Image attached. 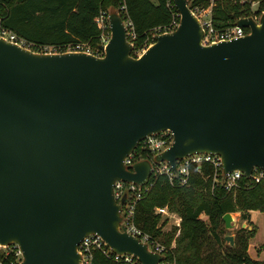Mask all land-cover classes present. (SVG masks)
<instances>
[{"label":"water","instance_id":"water-1","mask_svg":"<svg viewBox=\"0 0 264 264\" xmlns=\"http://www.w3.org/2000/svg\"><path fill=\"white\" fill-rule=\"evenodd\" d=\"M174 4L177 27L138 57L117 12L101 57L0 36V244L19 247V264H78L89 234L158 264V253L119 230L113 196L116 180L147 181L149 161L130 171L123 159L153 133L173 134L156 156L173 169L195 152L219 155L224 172L264 168V15L239 18L250 28L243 36L203 45L187 0ZM222 220L233 227L231 212Z\"/></svg>","mask_w":264,"mask_h":264},{"label":"trees","instance_id":"trees-1","mask_svg":"<svg viewBox=\"0 0 264 264\" xmlns=\"http://www.w3.org/2000/svg\"><path fill=\"white\" fill-rule=\"evenodd\" d=\"M190 7L206 6L209 0H187ZM105 6H119V14L131 22V54L138 53L155 40V28L167 24L179 11L174 0H0V26L13 31L34 50L45 46L64 51L68 44L89 42L98 46L101 28L96 17ZM250 4L241 0H217L212 7L216 26L233 24L251 14ZM137 152L140 148L137 147ZM143 159L150 154L141 151ZM207 175V174H206ZM191 172L185 184L170 183L167 176L152 178L153 184L136 204L134 223L165 247L162 259L175 264H264L250 257L249 239L256 229L239 228L233 245L226 244L222 215L240 212L250 220V210L264 212V181L243 176L234 189L220 184L212 187V177ZM166 206L180 217L179 225L164 231L167 218L155 212ZM206 218H203L202 216ZM12 253L0 249V260L8 263ZM91 264H131L114 259V253L94 250Z\"/></svg>","mask_w":264,"mask_h":264},{"label":"built area","instance_id":"built-area-1","mask_svg":"<svg viewBox=\"0 0 264 264\" xmlns=\"http://www.w3.org/2000/svg\"><path fill=\"white\" fill-rule=\"evenodd\" d=\"M217 0H209L208 5H195L190 7L193 14L197 17L201 27V38L200 43L203 45H209L211 43L228 40L243 36L250 32L249 26H243L237 23V20L241 17H251L254 21L260 22L264 15V0H241L246 1L250 4L251 14L239 17L235 23L228 24L225 26H216L213 23L212 7ZM179 14V13H178ZM126 25L127 39L130 40L134 37L131 22L128 19H123ZM180 15L178 18L173 16L170 22L164 25L157 26L155 28V34L170 32L174 30L179 24ZM96 22L101 28L100 41L98 46H93L87 42H75L68 44L64 51H82L94 55L104 54V47L110 38L111 30L108 22L105 19L102 12L96 17ZM0 36L10 40L22 43L23 41L17 37V35L4 27L0 26ZM102 46V47H101ZM144 50V49H143ZM141 52L138 53L140 55ZM137 55V57H138ZM173 142V134L169 130H163L160 132L153 133L142 139L137 147L141 151L148 152L150 157L143 159L142 153L135 151L136 148L123 159V165L127 170L132 171L133 165L136 162L147 160L150 163V173L147 181L144 184H137L134 182H128L123 180H116L113 185V196L115 201L120 205V223L119 230H124L129 234L136 237L140 242L147 245L148 249L152 252H156L161 256V261L158 264H175L174 262H167L162 259V252L165 247L158 241L151 238L147 233H144L134 223V214L136 204L141 200L144 195L149 191L153 184L152 178L159 175L167 176L170 183L185 184L190 176L191 172L211 176L212 187L220 184L225 190L230 191L238 186L239 181L243 176H246L240 170H233L230 172H224L222 167L221 157L214 153L209 152H195L181 157L175 161V168L167 161H157L156 156L164 152L171 146ZM254 182L264 181V168L254 167L251 174L249 175ZM125 196L124 202L121 199ZM155 212L162 216H169V209L166 206L157 207ZM6 249V253H12L13 259L8 263H3L0 260V264H19L22 261V253L16 244L1 245L0 249ZM101 250L104 254L109 255L111 252L114 253L110 247L107 246L105 241L97 234H89L81 240L77 246V252L79 254L78 264H91L93 251ZM114 259L116 261L123 260L131 264H140V262L132 255H123L114 253Z\"/></svg>","mask_w":264,"mask_h":264},{"label":"rangeland","instance_id":"rangeland-1","mask_svg":"<svg viewBox=\"0 0 264 264\" xmlns=\"http://www.w3.org/2000/svg\"><path fill=\"white\" fill-rule=\"evenodd\" d=\"M120 8H119V6H105L103 9L100 10V12H102L105 19L108 22L109 15L112 12L119 13ZM24 44L27 45L25 42H24ZM42 49H44L45 51H58L57 47H53V46H45ZM249 214H250V220L247 221V220H244L240 217L239 211L232 213V216L234 218L233 227L231 229H226L225 226H223V229L225 230L224 237L226 235H230L233 237V242H234L236 232L239 228H241V227L246 228L247 227L248 229H251L252 227H254L256 229V233L252 238L249 239V243L250 242L252 243V246L250 247L249 254H250V257H252L254 259L264 260V212H259L256 210H250ZM162 217L167 218V223L163 228L164 231L170 230V228L174 225L175 226L179 225L180 218H179V215L175 212H172L169 210V216H167V217L162 216ZM202 217L206 218L204 215ZM251 219L256 224L253 223L251 221ZM225 243L228 244L227 241ZM248 248H249V245H248Z\"/></svg>","mask_w":264,"mask_h":264},{"label":"crops","instance_id":"crops-1","mask_svg":"<svg viewBox=\"0 0 264 264\" xmlns=\"http://www.w3.org/2000/svg\"><path fill=\"white\" fill-rule=\"evenodd\" d=\"M256 211H259V210H256ZM259 212H261V211H259ZM180 218V217H179ZM251 221L253 222V223H255L252 219H251ZM256 224V223H255ZM252 246V243L250 242L249 243V248H248V252L250 251V247Z\"/></svg>","mask_w":264,"mask_h":264}]
</instances>
